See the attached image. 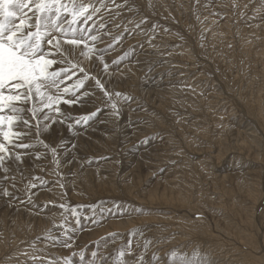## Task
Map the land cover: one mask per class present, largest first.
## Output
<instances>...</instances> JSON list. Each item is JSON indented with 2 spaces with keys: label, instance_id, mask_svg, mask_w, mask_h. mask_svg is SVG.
Returning <instances> with one entry per match:
<instances>
[{
  "label": "rangeland",
  "instance_id": "rangeland-1",
  "mask_svg": "<svg viewBox=\"0 0 264 264\" xmlns=\"http://www.w3.org/2000/svg\"><path fill=\"white\" fill-rule=\"evenodd\" d=\"M104 4L94 18V34L101 37L97 47L107 49L108 70L95 58L79 59L108 91L132 99L118 100L114 116L108 99L89 79L81 89L88 97L61 106L73 117L100 109L89 124L69 129L67 123H56L41 132L40 138L57 148L59 166L37 144L29 151L42 158H25L20 171L13 170L15 188L0 173V190L12 193L4 197L0 192V264H34L29 257L46 261L81 250H86L84 264L93 250L98 260L107 257L103 264H110L130 238L127 264H138L140 256L143 264H169L173 251L187 258L198 251L210 264H264V126L247 110L240 92L257 98L264 116V61L243 52L251 43L246 36L256 38L254 48H264V0H238L235 9L231 0ZM101 18L104 29H99ZM222 25L230 46L209 43ZM116 36L119 42L107 48ZM119 57L124 59L113 63ZM225 66L238 78L234 84ZM32 177L47 183L35 181L28 203L25 185ZM62 202L84 206L79 226L68 217V226L77 228L71 249L43 239L60 222ZM92 205L97 223L84 219L92 217ZM109 233L118 235L105 246L101 238ZM145 241L150 242L147 248ZM73 261L81 264L78 255Z\"/></svg>",
  "mask_w": 264,
  "mask_h": 264
},
{
  "label": "snow or ice",
  "instance_id": "snow-or-ice-1",
  "mask_svg": "<svg viewBox=\"0 0 264 264\" xmlns=\"http://www.w3.org/2000/svg\"><path fill=\"white\" fill-rule=\"evenodd\" d=\"M232 6L233 9L237 7L236 0H232ZM105 7L104 0H100L99 6L94 0H0V173H3L4 180L12 181L13 188L16 179L11 175L13 170L19 172L25 158H42L43 154L29 151L37 144L50 152L53 163L59 166L57 148L40 138L42 131H49L56 123H67L69 129L87 126L100 111L97 109L89 114L73 117L65 114L61 107L80 104L90 95L88 92L81 93L86 81L95 80L96 87L108 99L114 116L119 114L118 100L132 99L124 93L108 91L99 78L91 75L82 66L79 59L83 57L91 61L95 58L103 65L105 71L108 70L109 65L103 55L107 49L97 47L101 37L94 34L98 32L94 18ZM240 15L243 17L244 12ZM105 27L101 18L99 29ZM136 27L140 25L137 24ZM120 39V36H116L107 48H112ZM123 59L124 57H119L113 63H119ZM78 73L83 75L78 76ZM20 175L22 180L25 179L22 172ZM56 175L59 176V172H56ZM37 180L40 184L47 183L40 177H32L29 180L25 185L28 203L32 202V189L37 187ZM60 187L63 188V184H60ZM0 192L4 197L12 196L8 188H3ZM58 207L61 209L60 222L53 223L52 228L46 230L43 239L51 242L53 246L59 244L71 249L75 244L72 234L77 228L68 226V217L70 215L79 226V209L84 206H71L62 202ZM90 207L93 209V215L85 216L84 219L97 223L96 206ZM136 211L139 212L140 209ZM197 219L200 217L197 216ZM53 229H59V234H53ZM117 235L109 233L108 237L101 238V241L106 246L107 239ZM132 235H135V231L130 233V237ZM101 241L96 242L97 248ZM149 243L145 241L144 247L147 248ZM32 247L35 248V242ZM85 251L73 252L71 257L48 258L46 261L39 256L29 258L34 264L37 261H41V264H74L73 258L78 255L81 264H84ZM22 254L27 255L26 252ZM126 254H132L131 238L127 245L121 246L111 258L110 264H127ZM97 257V251L93 250L87 264H103L104 260L108 259L104 257L98 260ZM168 259L169 264H210L198 251L194 252L191 258L173 251ZM138 264H143V256L138 258Z\"/></svg>",
  "mask_w": 264,
  "mask_h": 264
},
{
  "label": "bare ground",
  "instance_id": "bare-ground-1",
  "mask_svg": "<svg viewBox=\"0 0 264 264\" xmlns=\"http://www.w3.org/2000/svg\"><path fill=\"white\" fill-rule=\"evenodd\" d=\"M232 1V0H231ZM236 4L238 5V0H236ZM232 15V14H231ZM239 18V17H238ZM234 19V18H233ZM231 20V19H230ZM212 23V22H211ZM232 23V22H231ZM216 24V23H215ZM223 24V23H221ZM261 24V23H260ZM259 24V26H260ZM219 25V24H218ZM256 25V24H255ZM226 25H222V27H220V30L218 29L216 32L210 34V37H209V43L211 44H221V45H229L231 41H229V37L227 36V34H229V32H225L224 33V30L226 29ZM244 27V26H243ZM251 27H254L252 30L255 31V26H251ZM204 28V27H203ZM261 28L263 30L262 34L260 35L261 36V39L264 40V24L261 25ZM240 30V29H239ZM249 30V29H248ZM243 31L246 32V28H243ZM248 32V31H247ZM232 33V32H231ZM233 37V36H232ZM247 38V41L250 40L251 43H245V47L243 48V52L246 53V56H250V58H252L254 60V58L256 59H261L262 61H264V48L262 47L261 49L260 48H254L253 44H255L257 42L256 38L252 36H246ZM241 42V41H240ZM249 42V41H248ZM224 46V47H225ZM201 47V46H200ZM222 47V46H221ZM228 49V48H227ZM241 49V48H240ZM224 50V48H223ZM241 54V53H240ZM237 55V54H236ZM228 56V55H227ZM244 56V55H243ZM245 56V57H246ZM244 60V59H243ZM95 61V60H94ZM218 62V61H217ZM238 62H239V59H238ZM222 63V62H221ZM216 64V63H215ZM264 64V63H263ZM219 65H222V64H219ZM217 66V69L219 70V66L218 64H216ZM224 70V73L226 75V77L228 78V82H230V84H234L236 79V77H232L230 74H229V67L225 66L222 68ZM219 71H222V70H219ZM245 71V70H244ZM263 72H264V69H263ZM108 75V74H107ZM239 76V75H238ZM128 81V80H127ZM132 83V82H131ZM237 83V82H236ZM264 83V82H263ZM143 89V88H142ZM149 89V88H148ZM243 95H241V99H243V102L245 104V107L247 108L248 111H250L251 113H253V115L256 117L257 121L259 122V124H261V126L263 125L264 126V116L262 114V111L261 110H258L257 107L259 106V103H258V100L257 98H253V97H250L249 95L245 94V90H241L240 91ZM158 94V93H157ZM260 101V100H259ZM57 125V124H56ZM129 125V124H128ZM244 126V125H243ZM262 126V127H263ZM44 133V132H43ZM51 137V136H50ZM80 139V138H79ZM88 139V137H87ZM86 139V140H87ZM85 141V140H84ZM63 165V164H62ZM88 173V172H87ZM103 175V174H102ZM168 192V191H167ZM154 193V192H153ZM163 193V192H162ZM165 195V194H164ZM88 198V197H87ZM147 199V198H146ZM23 212V211H22ZM16 213V212H15ZM26 213V212H25ZM28 214V213H27ZM262 264V262H261Z\"/></svg>",
  "mask_w": 264,
  "mask_h": 264
}]
</instances>
